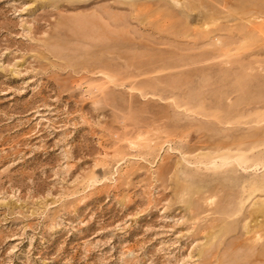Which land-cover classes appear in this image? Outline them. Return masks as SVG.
Wrapping results in <instances>:
<instances>
[{
  "label": "rangeland",
  "instance_id": "rangeland-1",
  "mask_svg": "<svg viewBox=\"0 0 264 264\" xmlns=\"http://www.w3.org/2000/svg\"><path fill=\"white\" fill-rule=\"evenodd\" d=\"M0 264H264V0H0Z\"/></svg>",
  "mask_w": 264,
  "mask_h": 264
}]
</instances>
